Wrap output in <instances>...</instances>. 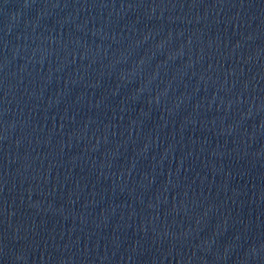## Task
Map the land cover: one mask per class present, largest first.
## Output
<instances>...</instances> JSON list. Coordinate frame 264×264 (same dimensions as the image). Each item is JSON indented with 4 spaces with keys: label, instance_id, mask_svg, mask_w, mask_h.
Segmentation results:
<instances>
[{
    "label": "water",
    "instance_id": "water-1",
    "mask_svg": "<svg viewBox=\"0 0 264 264\" xmlns=\"http://www.w3.org/2000/svg\"><path fill=\"white\" fill-rule=\"evenodd\" d=\"M0 264H264V0H0Z\"/></svg>",
    "mask_w": 264,
    "mask_h": 264
}]
</instances>
